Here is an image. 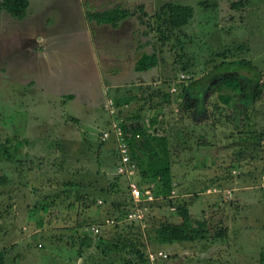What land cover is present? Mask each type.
Segmentation results:
<instances>
[{
  "label": "rangeland",
  "instance_id": "374dc122",
  "mask_svg": "<svg viewBox=\"0 0 264 264\" xmlns=\"http://www.w3.org/2000/svg\"><path fill=\"white\" fill-rule=\"evenodd\" d=\"M162 1L130 3L141 23L132 19L136 42L143 53L158 55L155 66L142 70L124 55L132 44L120 30L124 23L90 26L79 0H28L20 18L0 10V177L7 176L0 182V264H123L118 256L101 258L99 244L111 248L109 242L77 254L79 235L96 234L92 225L109 229L114 204L95 194L82 208L61 182L77 183L70 190L76 195L107 188L115 144L102 143V131L156 87L171 93L169 103L154 98L169 133L171 199L186 203L191 223L203 220L206 231L170 244L151 243L143 233L145 252L167 253L156 264H264V0L239 6L232 5L238 0H180L193 3L195 14L174 29L155 19ZM108 44L120 55H111ZM224 49L226 59L247 58L260 70L261 97L250 104L230 98L218 112V94L233 91L217 78L206 80L198 96L182 97L180 88L219 63L215 53ZM125 185L115 179V202L125 199ZM47 192L52 197L44 200ZM167 193L158 192V201H168ZM162 201L145 209L144 229L180 220L176 205ZM77 221L82 226L75 230ZM132 230L125 228L128 235Z\"/></svg>",
  "mask_w": 264,
  "mask_h": 264
},
{
  "label": "trees",
  "instance_id": "16d2710c",
  "mask_svg": "<svg viewBox=\"0 0 264 264\" xmlns=\"http://www.w3.org/2000/svg\"><path fill=\"white\" fill-rule=\"evenodd\" d=\"M240 0L232 1V5L239 6ZM28 6V0H0V10H6L11 16L20 18L25 14ZM130 14V11L124 7L115 6L113 8L105 9L102 11H93L87 13L88 19H93L98 23H109L115 26L121 19L125 18ZM195 14V8L193 3H187L180 0H164L159 7L155 10L154 15L156 20H160L163 25L169 29L179 28L184 24L189 23ZM216 55H219L221 60L219 63L214 65L205 75L200 79L192 80L186 86L180 88V94L198 96L200 89L205 85V81L211 78L218 79L219 86L229 87L233 93L225 94L219 93L218 97L220 100L213 103V109L222 112L224 105L230 98L241 100L246 104L257 101L263 92V85L261 83V73L255 65H253L247 58L238 59H226V49L222 51H216ZM158 63V55L156 51L151 53H143L136 60V69L142 70L149 67L155 66ZM185 68V66H183ZM243 69L246 72H240ZM155 97L161 98L165 103H169L171 100V93L168 90H163L158 87L152 88L145 98L138 105L132 109L121 111V118L116 121L122 131V137L126 141L128 146L130 159L135 163V173L131 176L138 185L151 186V190L155 197L152 200L142 202L141 204L146 207H151L156 203H160L162 200L157 198L158 192L167 193L168 201H162L163 204H174L176 205V213L180 216L179 221H170L167 219L158 220L148 230L145 226H141L137 221L129 220L126 218V213L131 210L134 205L133 199L130 196L127 180L121 174L115 172L113 178L107 185L93 187L91 191L77 194L73 188L77 183L71 180L61 182L64 187V194L66 196L74 195L75 199L79 202L82 208L88 207L96 200V195H99L104 201L108 200L111 204H114V210L112 213L115 215L111 216L114 219L111 226L107 230L98 231L93 236H89L84 232L79 235V243L77 254L82 256L84 248L92 245L93 242H109L110 247L103 245L98 248L102 251L101 258L108 259L111 256H118L123 261V264H148L146 259L145 247L146 244L142 241L141 237L143 233L148 234L146 239L151 243L170 244L172 242H183L191 241L200 236H205L204 225L205 222L196 221L197 226H194L191 221V215L188 211L186 203H175L172 201L173 192L172 187V173H171V150L168 140V132L166 129V121L162 118V113L158 112L157 108L160 106L159 102L154 101ZM179 97V96H178ZM189 107V106H188ZM153 109V113L149 118L145 117V110ZM123 110V109H122ZM111 121L109 122V125ZM109 135L102 141L112 142L115 144V138L113 131L110 130ZM106 129V128H105ZM104 129V130H105ZM115 146V145H114ZM113 146V157L111 164L115 168L118 163L119 157L116 153V148ZM122 178L126 184L127 195L125 199L115 202V198L111 197V191H114L115 179ZM7 181V176L1 174L0 182ZM151 184V185H150ZM71 185V187H68ZM97 192V193H96ZM56 195V194H55ZM70 196V199L72 198ZM98 196V197H99ZM52 197V192L44 193V200ZM44 207V205H40ZM175 207V206H174ZM121 217V218H120ZM124 217L126 220H122ZM112 218V219H113ZM122 222V223H121ZM93 221L87 222L90 226ZM82 226L80 222H74L72 228L77 230V227ZM135 229V235H128L125 228ZM68 228L70 236L73 234V229ZM133 231V230H132ZM225 227H219L218 231L215 232L216 236H222L224 234ZM69 236V237H70ZM83 249V250H82ZM223 251V250H222ZM219 252L218 254H220ZM221 256V255H220ZM111 257V258H112ZM0 258L1 253H0ZM221 258V257H220ZM204 259V258H203ZM111 261V260H108ZM206 264V263H205Z\"/></svg>",
  "mask_w": 264,
  "mask_h": 264
},
{
  "label": "built area",
  "instance_id": "2783aa9c",
  "mask_svg": "<svg viewBox=\"0 0 264 264\" xmlns=\"http://www.w3.org/2000/svg\"><path fill=\"white\" fill-rule=\"evenodd\" d=\"M183 76V75H182ZM109 110L113 112L115 109L113 108L112 101L108 100ZM111 131H113L115 138V148L117 155L119 157L118 163L116 164L115 172L121 174L127 180V186L130 193L131 198L133 199L134 205L126 213V218L129 220L137 221L141 226L144 223V212L147 209L146 205L141 204L142 202L152 200L155 195L151 190V186H140L137 182L131 178L135 173L136 165L130 159L128 146L126 141L122 137V131L118 125L116 120H112L109 125ZM109 135V130L105 129L102 131V138L106 139ZM151 185V184H150ZM110 223L114 222V219L110 218L108 220ZM91 229L94 233L99 231V227L96 225H92ZM167 253L162 250H148L146 253V259L148 264H156L155 262L159 258L166 257Z\"/></svg>",
  "mask_w": 264,
  "mask_h": 264
},
{
  "label": "crops",
  "instance_id": "0c3cea01",
  "mask_svg": "<svg viewBox=\"0 0 264 264\" xmlns=\"http://www.w3.org/2000/svg\"><path fill=\"white\" fill-rule=\"evenodd\" d=\"M81 1V4H82V10L84 12V15H86L87 17V13L89 12H93V11H102V10H105V9H109V8H113L115 6H120V7H124L126 9H128L130 11V14L128 16H126L125 18H123V22L120 21L118 22L117 24H121V23H124L123 25L121 24V27H120V30H126L127 32V35L129 36V39L126 40V42H132L131 45L127 44L128 46V51L125 50V53L124 55L126 56V54L128 53L127 57L129 58L130 61H132L133 63L136 62V59L137 57L144 52V49L143 47L141 48V44H143L142 42H139L137 43V38H136V31H138V27H137V24L135 25L134 22L132 23V19L135 20L136 22H138V20L136 19V17H134V14H133V10H132V5L130 4L133 0H79ZM163 2V1H162ZM160 2L157 6V8L159 7V5L162 3ZM139 9H141V7H138ZM90 26L92 27H95L96 29H99L101 27L103 28H106L108 25L109 28H113L115 26H117V24L115 26H112L110 25L109 23H98L96 22L95 20L91 19L90 21H88ZM91 22V23H90ZM126 22H128V24L126 25ZM133 26V28H131V25ZM140 24L138 22V26L140 27ZM125 25V27H123ZM130 25V26H129ZM108 28V27H107ZM131 29H133V33H131ZM108 30V29H107ZM112 30V29H111ZM110 31V30H109ZM135 31V32H134ZM122 38H124L122 35H119ZM141 37H144L143 35ZM138 44V45H137ZM111 50H112V53L111 55H113L115 53L116 54H119L120 55V52H116L113 50L112 47H110V45L108 44L107 45ZM137 46V48H136ZM108 47H107V50H108ZM110 49L108 51H110ZM133 50V51H131ZM152 52V51H151ZM103 55H106V52L104 51ZM107 56V55H106ZM99 57H102V54L101 56ZM133 59V60H132ZM219 264L221 262H218Z\"/></svg>",
  "mask_w": 264,
  "mask_h": 264
}]
</instances>
